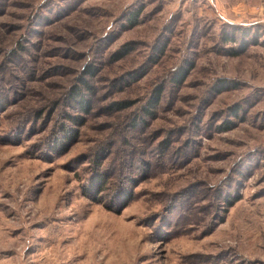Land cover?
Here are the masks:
<instances>
[{"label":"rangeland","instance_id":"obj_1","mask_svg":"<svg viewBox=\"0 0 264 264\" xmlns=\"http://www.w3.org/2000/svg\"><path fill=\"white\" fill-rule=\"evenodd\" d=\"M0 264H264V0H0Z\"/></svg>","mask_w":264,"mask_h":264},{"label":"trees","instance_id":"obj_2","mask_svg":"<svg viewBox=\"0 0 264 264\" xmlns=\"http://www.w3.org/2000/svg\"><path fill=\"white\" fill-rule=\"evenodd\" d=\"M134 20H136V18H135V16H133V19H129L128 18V22H129V25H131L130 27H133V25H135V23H136V21H134ZM90 69L91 68H86V73H88V75H91V71H90ZM79 83H81V84H83L86 88H88V85H87V83H86V80H84L83 78H79ZM70 97H71V99L72 100H76V98H79L80 97V92L76 89V88H73V89H71V93H70ZM79 104H81V106H84V109H87L88 108V105H87V102H85V101H83V99L82 98H79ZM155 104V103H154ZM69 119V118H68ZM78 118H75V119H72V121L74 122V123H76V120H77ZM62 131H63V133H65V134H68V131H67V129L64 127V126H62ZM61 138H63V136H61ZM61 141H58V142H60L59 143V145L62 143V142H64L63 141V139H60ZM63 144V143H62ZM101 191V190H100Z\"/></svg>","mask_w":264,"mask_h":264}]
</instances>
